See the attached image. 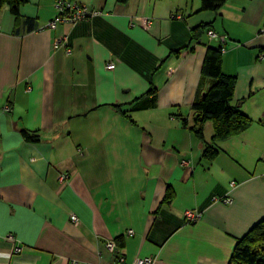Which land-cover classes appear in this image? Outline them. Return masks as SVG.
I'll return each instance as SVG.
<instances>
[{
	"label": "crops",
	"instance_id": "obj_1",
	"mask_svg": "<svg viewBox=\"0 0 264 264\" xmlns=\"http://www.w3.org/2000/svg\"><path fill=\"white\" fill-rule=\"evenodd\" d=\"M65 1L101 14L47 30L56 0L0 8V264H110L108 240L127 263L228 264L264 217V0L217 13L200 0ZM208 29L236 79L231 106L252 120L210 160L190 130L206 48L220 45ZM61 37L68 55L52 49Z\"/></svg>",
	"mask_w": 264,
	"mask_h": 264
},
{
	"label": "trees",
	"instance_id": "obj_2",
	"mask_svg": "<svg viewBox=\"0 0 264 264\" xmlns=\"http://www.w3.org/2000/svg\"><path fill=\"white\" fill-rule=\"evenodd\" d=\"M127 1L117 0L119 4H125ZM226 1L200 0L199 11L217 13ZM25 3L26 0H0V8L6 6L11 15L18 17L19 8ZM25 24L28 31L33 30L31 20L27 19ZM209 26L210 24L202 25L198 33L202 34ZM198 33L193 32V38ZM219 44L217 47L206 48L201 66V78L202 80L207 79L209 86L204 91L199 90L191 105L193 125L190 130L204 144L203 157L209 160L217 154L213 147L215 143L245 132L252 124L249 117L231 106L236 79L222 73L223 47L221 43ZM148 94L153 95V104H155L154 90L151 89ZM207 121H211L213 126V135L209 145L204 142L203 138V127ZM183 125L186 126L185 121ZM22 135L28 141H37V138L26 130H22ZM166 196V200H170L171 191H168ZM228 264H264V217L244 236L236 239Z\"/></svg>",
	"mask_w": 264,
	"mask_h": 264
},
{
	"label": "built area",
	"instance_id": "obj_3",
	"mask_svg": "<svg viewBox=\"0 0 264 264\" xmlns=\"http://www.w3.org/2000/svg\"><path fill=\"white\" fill-rule=\"evenodd\" d=\"M100 14L101 13L99 11L92 10L83 4H77L63 0H56V15L46 24L45 29L54 30L58 25L61 24H68L74 26L80 21H83L89 17H94ZM207 36L209 39L217 41L221 44L224 42L222 38H220L217 34H215L211 30L207 31ZM52 49L54 51L58 49H64L66 55L70 54L71 52L66 37L55 39L52 43ZM113 68H114V64L111 62L108 65H106L107 70H112ZM6 111H9V108H7ZM262 123L264 124V117L262 119ZM67 179H68V175L66 174H61L59 175L58 178V180L62 183L65 182ZM213 201L220 202L222 204H229L231 202L230 198L228 197L214 198ZM69 218L73 225L78 224V220L74 215L71 214ZM200 218H201V214L196 211H187L184 213V219L189 224L196 223ZM126 234L130 236L133 234V232L129 230L127 231ZM104 250L109 255H111L110 264H154L155 262V258L153 257H144V258H137L133 262L127 263L125 261V258L121 255L120 249L114 240H108L104 244ZM19 251L20 249L18 248L15 249V252H19ZM67 264H89V263H78L76 261H69Z\"/></svg>",
	"mask_w": 264,
	"mask_h": 264
}]
</instances>
